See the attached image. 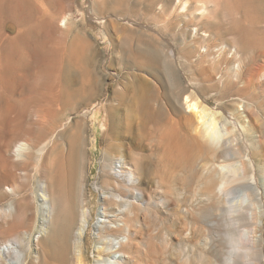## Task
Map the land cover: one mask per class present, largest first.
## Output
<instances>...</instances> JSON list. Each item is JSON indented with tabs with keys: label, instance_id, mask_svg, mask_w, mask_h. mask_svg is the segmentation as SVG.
Wrapping results in <instances>:
<instances>
[{
	"label": "rangeland",
	"instance_id": "1",
	"mask_svg": "<svg viewBox=\"0 0 264 264\" xmlns=\"http://www.w3.org/2000/svg\"><path fill=\"white\" fill-rule=\"evenodd\" d=\"M16 1L3 0L0 6V132L5 121L15 118L18 120L22 118L24 125L35 130L38 127L37 107L50 99L49 94L53 85L57 86L54 70L58 66L59 55L55 46L60 43V39L57 33L47 27L42 17V10L34 0ZM204 1L207 9L203 15L197 14L196 9H189L190 11L184 14L193 13L199 16V25H206L204 30H207L210 23L218 27L214 32L212 31L214 29L209 28L210 33L213 34L212 41H221L222 44L227 45V56L229 52H233L232 49H235V55L229 57L233 60L229 64L218 63L214 67L215 58L207 57L201 64L197 60L194 61L195 64L188 72L180 68L185 70H181L184 84L189 86L188 94L193 95V101L198 104V108L194 110L189 108L184 99V104L178 102L179 115L173 116L182 118L181 122L187 128H193V132L200 129L204 122L200 118L203 106H211L215 111L222 112L223 108L217 101L209 102V99L217 94V90L208 88L210 83L215 82L218 86H222L224 82L219 76L223 68L227 66L225 68L230 69V73L234 75L231 71L235 70L233 63H238L246 56V52L242 49L246 40L237 35L235 30L241 27L254 29L252 25L260 26V29L264 30V22L259 23L263 18L251 8L247 16L243 17L245 0ZM19 2L23 7L20 12L27 20L22 25H19L12 14L13 8H16L15 4ZM134 2H137L136 5L131 4ZM62 3L66 7L57 23H61L60 20L65 12L72 14L70 30L67 31L65 27L60 26L61 29L69 32L62 40L69 44L78 32L86 34L92 43L90 66L94 68V73L104 89L94 97L90 105L84 104L71 118L75 122H80L84 129L85 189L94 212H98L101 204L98 191L104 188L114 191L113 188L116 186L111 178L108 180L104 176L106 152L124 155L133 164L140 161L141 166L144 167V177L136 181L137 184L135 183L142 185L144 197H139L137 215L130 216L134 245L127 251L125 264H230L232 256L236 257V264H264V186L261 171L264 170V88L252 87L244 98L233 91L232 94L228 93L221 97L219 101L221 104L235 101L239 108H244V104L250 112L249 117L246 118L248 133L243 136L242 150L249 151L251 146L253 147L252 144L255 145L252 155L257 168L259 167L257 177L263 197L261 201L256 202L260 206L259 211L254 210V214H250V209L245 207L247 202L239 184L229 185L230 191L223 197L214 192L220 177L215 175L212 169L214 150L210 146L207 145L198 151L170 153V150L166 149L168 145H165L160 138L161 132L151 131L148 119L144 118L145 115L137 114L130 106V102L122 103L114 94L116 90L128 91L130 88L132 95L131 88L135 85V82H132V74L139 73L157 83L162 91L160 101L166 106L162 109V113L166 114L170 111L168 99L173 94V84L163 75H161L162 80L159 79L160 82L152 76L151 71L127 67V63L120 57L122 47L128 46L126 41L128 33H133L136 38L139 36L146 39L153 38L152 35L159 38L168 49L174 50L176 57L181 60L183 58L186 60L187 57L195 59V56L210 42L201 39L189 52L186 48L188 45L181 36L172 39L169 35L160 34V23L154 16L144 11L143 0L118 3L115 5L117 9L110 11L106 8L105 0H62ZM193 5H198L197 8L202 7L198 3ZM158 11L157 6L156 12ZM177 14L175 12L172 16ZM24 33H26L25 39ZM252 43L253 48L249 50L247 56L264 52V33L259 35L258 41L253 39ZM217 54L216 52L215 56ZM261 56L260 58L264 60V56L262 54ZM213 76L215 78L211 81ZM65 83L71 88L79 87L80 73L70 70L65 76ZM47 96H50L49 99ZM16 99H23L24 102L17 104ZM107 104L114 105L112 112L115 119L110 116V110L107 112L104 106ZM21 107H24L23 111ZM87 109L89 112L86 113ZM60 117L57 124L62 121V116ZM113 124L116 125L115 132L110 135ZM52 135L45 138L48 151L41 156L42 158L35 154L29 165L25 167L22 165V169H18L20 178L18 177L19 179L14 182L17 186L16 194L4 195L0 200V208L11 200L21 203L16 215L9 217L6 222L1 221L0 239L3 242L17 234L21 237L29 236L30 238L27 239L32 240L30 252L34 257L40 252L38 240L48 234L55 215L48 211L44 213L40 201L35 197L40 188V181L44 179L41 174L51 166L58 152L61 153L66 146L64 138L58 135L52 140ZM229 157L227 156L228 160ZM215 160L223 161L225 158L215 157ZM132 186L125 183L120 189L129 191L130 188L135 187ZM112 202L114 204L111 203L112 207L117 206L114 199ZM43 218L44 228L39 232L38 227L42 225ZM18 224L22 228L20 226L18 228ZM94 232L92 226L88 231L89 234L84 238L87 255L90 258H87V264H96L92 254L95 242L92 241L91 236ZM247 233H250L249 238Z\"/></svg>",
	"mask_w": 264,
	"mask_h": 264
},
{
	"label": "bare ground",
	"instance_id": "2",
	"mask_svg": "<svg viewBox=\"0 0 264 264\" xmlns=\"http://www.w3.org/2000/svg\"><path fill=\"white\" fill-rule=\"evenodd\" d=\"M34 1L42 10V17L47 27L57 33L61 40L55 46L59 55L58 66L54 70L57 86L53 85L54 87H52L49 94L51 95V97L49 96L50 99L47 96L49 100L44 101L37 107L38 127L35 130L24 125L22 118L20 120L15 118L3 123L4 125H2L3 128L0 132V200L3 199L4 195L16 194L17 186L14 182L19 177L18 169H22V165L24 167L29 165L35 154L40 158L48 151V143L45 141L47 136L53 134V137L51 136L53 140L55 136L58 137L60 135L61 138L66 140V146L61 150V153H59L60 151L58 152L51 166L47 170H43L42 174L40 173L44 179L40 181V188L35 197L40 201L41 209L44 213L48 211L52 215L55 214L52 226L50 225L51 228L47 232L48 234L38 240L40 252L34 257L30 252L32 240L27 239L29 236L21 237L19 234H14L15 236H12L7 241L2 242L0 239V264H82L83 262L87 264L88 255L84 238L89 234L88 231L92 226L95 229L94 234L91 236L92 241L95 242V249L92 251L95 263L125 264L127 251L129 248H133L134 245L131 217L132 215H137L138 203L140 198L144 197L142 185H135L136 181L144 177V167L141 166L138 160L137 164H133L124 155H114L106 152L104 176L108 180L111 178L116 186L113 188L114 191H110V188L98 191L101 197V204L98 212H94V207L91 206L87 190L85 189L86 141L84 129L80 122H75L71 119L72 115L84 104L90 105L94 97L103 89L94 73V68L90 66L92 62L90 57L92 43L86 34L81 31L74 35L73 40L69 44L62 40L68 35L69 32L67 31L72 26V14L69 12H65L60 24L57 23L61 14L64 13V7H66L62 0ZM105 1H107L106 8L109 11L117 9L115 5H118V3L133 2V0ZM143 1L145 2L144 11L148 15L154 16L160 23V34L169 35L172 39H177L181 36L184 43L188 45L186 48L189 52L201 39L210 43L204 46L202 52L198 53L195 59L187 57L186 60L184 58L181 60L176 57L175 51L168 49L167 45L159 38L153 35V38L146 39L143 36L136 38L133 33H128L126 35L128 46L127 48L126 46L122 47L120 57L127 63V67L151 71L153 73L152 76L158 80H162L161 75H163L165 79L167 78L173 84V94L168 99L170 111L168 110L169 112L166 114L162 113L165 105L160 101L162 91H160L157 83L139 73L132 74V82H135V85H132L131 88L132 95H130V88H128V91H124L125 89L123 91H114L115 96L122 103L130 102V106L137 114L142 115L143 113L145 115L144 118L148 119L151 131H160L162 133V136L160 133V138L165 145H168L166 149L170 150V153L198 151L207 145L210 146L214 150L212 169L214 174L220 177L214 187V192L218 196L223 197L230 191L229 185L239 184L247 202L245 207L250 209V214H254V210L259 211L260 208L256 202L261 201L263 197L257 177L259 167L257 168L252 155L255 145L252 144L253 147L251 146L249 151L242 150L243 136L248 133L246 118L249 117L250 112L244 104V108H239L235 101L223 104L219 101H221V97L228 93L232 94L233 91L236 95L238 94L241 98H244L252 87L264 88V60L260 58L261 54L264 56V52L247 56L249 50L253 48V39L258 41L259 35H262L264 30H261L260 26L256 27L255 25H252L254 29L241 27L235 30L237 35L239 34L241 38L243 37L246 40V44L242 47L243 51L246 52V56L239 60L240 62L233 63L235 70L231 71L234 75L230 73V69L225 68L227 66L223 68L219 76V79L224 82L222 86H218L215 82L210 83L208 88L214 89V91L217 90V94L209 99V102L217 101L223 108L222 112L215 111L211 106H203L200 111V118L204 122L200 129L198 128L199 130L196 129V132H193V128H187L181 122L182 118L173 116L179 115L178 102L184 104V99L189 108L193 110L198 108V104L193 101V95L188 94L189 86L184 84V76L181 70L185 69L188 72L195 64L194 61L197 60L201 64L207 57L215 58L213 61L214 67L218 63L229 64L233 61L229 57H234L235 49H232L231 51L233 52H229L230 54L227 56V45L222 44L221 41H212L213 34L210 33L211 30L209 28L214 29L212 30L214 32L218 27L210 23L207 26V30H204L206 25H199V16L193 13L184 14L186 11L196 9L198 11L197 14L203 15L207 9L206 1ZM244 2L246 3V8L244 9L243 15L245 16L243 17L247 16L251 8L252 11L263 18L259 23L264 22V0H245ZM2 3L3 0H0V6ZM136 3L131 4L136 5ZM194 3H198L202 7L197 8L198 5H193ZM21 5L20 2L16 3V8H13L14 11L12 10L13 18L18 20L19 25H22L26 20V17L20 12V9L23 8ZM157 6L159 8L158 12H156ZM175 12L178 14L172 16ZM60 26L65 27L67 31L61 29ZM219 30L221 31V28ZM20 32L21 30H19ZM25 36L26 33L23 34L24 39ZM216 52L218 53L217 56H215ZM70 70H76L80 73L81 83L77 88H71L65 83V76ZM214 78V76L211 77V81ZM22 102H24L23 99L15 100L17 104ZM104 106L107 112L110 110L112 119H115L112 112L114 105L107 104ZM23 108L21 107L22 111ZM88 109L86 113L89 112ZM60 116H62V121L57 124L59 122L57 121L58 118H61ZM103 124L106 123L103 122ZM115 126V124L112 125L110 135L115 132ZM227 156H230L229 160ZM215 157H224L225 160L216 161ZM261 171L263 172L262 183L264 186V170L262 169ZM125 183L135 186H132L135 190L133 191V188H130L129 191L121 190L120 188ZM113 199L117 202L115 207H112ZM19 204L11 200L5 206H2L0 208V223L1 221L6 222L9 217L16 215ZM44 221L45 219L43 218L42 225L38 227L39 232H42L44 228ZM19 226L18 224L17 227L19 228ZM249 234L247 233L248 238ZM229 263L236 264V257L232 256Z\"/></svg>",
	"mask_w": 264,
	"mask_h": 264
}]
</instances>
